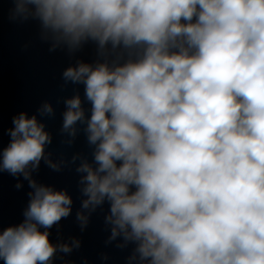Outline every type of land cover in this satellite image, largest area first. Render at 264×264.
<instances>
[{"label": "clouds", "instance_id": "9594fccd", "mask_svg": "<svg viewBox=\"0 0 264 264\" xmlns=\"http://www.w3.org/2000/svg\"><path fill=\"white\" fill-rule=\"evenodd\" d=\"M11 2L10 19L38 21L50 51L92 41L101 58L62 73L91 104L86 117L79 94L65 99L60 129L71 144L84 125L93 147V163L72 158L81 230L108 202V242L134 245L127 264H264V0ZM37 112L55 115L47 101ZM12 122L0 172L32 191L24 221L0 231V260L52 264L80 242L53 245L40 229L73 201L32 179L42 160L61 168L45 124L25 112Z\"/></svg>", "mask_w": 264, "mask_h": 264}, {"label": "water", "instance_id": "95a60500", "mask_svg": "<svg viewBox=\"0 0 264 264\" xmlns=\"http://www.w3.org/2000/svg\"><path fill=\"white\" fill-rule=\"evenodd\" d=\"M13 8L11 0H0V151L10 142L8 131L14 127L13 117L21 112L29 117L37 115L52 136V143L45 149L46 155L53 162L60 163L61 168L55 171L42 160L38 170L32 172V179L54 190L66 191L73 201L67 218H62L50 229L41 228L40 231L49 232L53 245L71 244L73 239L80 242L79 248H74L69 254L57 251L52 264H127L134 245L121 249L117 247L122 242L120 238L108 242L110 227L105 224L108 202L91 214L87 227L81 230L76 214L81 211L82 200L86 197L81 194V174L76 172L81 160L72 163V158L78 156L93 163V147L87 142L84 125L77 124L78 133L71 144L66 142L69 138L60 131L66 110L65 99L79 94L86 117L91 115V104L84 98V86L66 83L62 73L78 61L95 63L101 59L97 45L89 41L72 54L66 48L50 51V42L40 38L38 21L21 23L11 20ZM127 58L125 52L123 59ZM108 59L114 60L116 55L110 54ZM46 101L52 104L55 115L41 118L37 109ZM17 183L22 187L17 189ZM31 191L22 175L14 177L7 171L0 172V231L24 221ZM0 264H3L2 260Z\"/></svg>", "mask_w": 264, "mask_h": 264}]
</instances>
